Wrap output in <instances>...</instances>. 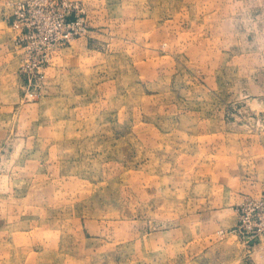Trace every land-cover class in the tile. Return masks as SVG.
Masks as SVG:
<instances>
[{"label":"rangeland","instance_id":"1","mask_svg":"<svg viewBox=\"0 0 264 264\" xmlns=\"http://www.w3.org/2000/svg\"><path fill=\"white\" fill-rule=\"evenodd\" d=\"M12 1L0 0V264L252 256L205 214L222 208L225 165L264 155V0H79L93 33L57 55L33 101Z\"/></svg>","mask_w":264,"mask_h":264},{"label":"built area","instance_id":"2","mask_svg":"<svg viewBox=\"0 0 264 264\" xmlns=\"http://www.w3.org/2000/svg\"><path fill=\"white\" fill-rule=\"evenodd\" d=\"M86 8L79 0H16L9 3L7 19L15 30L13 42L20 54L19 71L26 99L43 96L55 58L92 29ZM238 222L231 230L250 245L264 239V188L237 207Z\"/></svg>","mask_w":264,"mask_h":264},{"label":"crops","instance_id":"3","mask_svg":"<svg viewBox=\"0 0 264 264\" xmlns=\"http://www.w3.org/2000/svg\"><path fill=\"white\" fill-rule=\"evenodd\" d=\"M5 22L10 25L7 19V12H5ZM90 33H93V29H91ZM89 35L87 37L80 38L77 41L87 40ZM56 58L54 62H57L58 58L57 59ZM53 67L55 66H52L51 68ZM247 163L248 165H243L242 163L239 162H232L225 165V167L223 168L222 174L226 179V182L223 186L225 190L222 196L223 197V202L221 203L222 208L214 211L212 210V212L205 214L214 218L211 227L212 232L216 231L217 229L232 230L237 225L238 222V213H237L238 205H240L245 198L254 197V196L257 197L263 191L264 155H259L258 157L255 158V160L249 161ZM199 216L201 215L199 214ZM219 218L222 219V223L219 220ZM240 242L242 243V240H240L239 243ZM250 245L254 247L255 253H253L252 256L242 257L240 259L241 263L264 264V239L257 240L256 242ZM244 247H246V245H244Z\"/></svg>","mask_w":264,"mask_h":264}]
</instances>
